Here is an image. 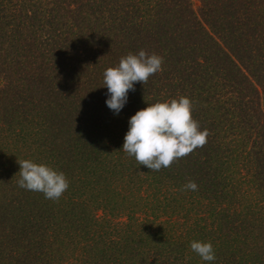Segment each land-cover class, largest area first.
Masks as SVG:
<instances>
[{"label": "trees", "instance_id": "1", "mask_svg": "<svg viewBox=\"0 0 264 264\" xmlns=\"http://www.w3.org/2000/svg\"><path fill=\"white\" fill-rule=\"evenodd\" d=\"M140 49L162 71L115 114L103 73ZM181 95L207 143L138 165L129 118ZM23 159L65 173L58 201ZM0 264H264V0H0Z\"/></svg>", "mask_w": 264, "mask_h": 264}, {"label": "clouds", "instance_id": "2", "mask_svg": "<svg viewBox=\"0 0 264 264\" xmlns=\"http://www.w3.org/2000/svg\"><path fill=\"white\" fill-rule=\"evenodd\" d=\"M163 62L164 58L155 52L140 49L122 56L115 67H108L103 73V86L109 93L106 100L109 109L118 114L127 101L128 92L135 90L134 84L147 83L150 76L162 71ZM192 111V101L184 95L147 104L129 118L122 150L150 171L171 167L180 158L203 147L211 135L209 129H201ZM17 163L20 188L40 192L45 199L53 201H58L67 191L69 180L63 171L31 159L17 160ZM183 189L196 191L198 185L189 180ZM190 248L203 261L216 259L210 241L193 240Z\"/></svg>", "mask_w": 264, "mask_h": 264}, {"label": "rangeland", "instance_id": "3", "mask_svg": "<svg viewBox=\"0 0 264 264\" xmlns=\"http://www.w3.org/2000/svg\"><path fill=\"white\" fill-rule=\"evenodd\" d=\"M194 5L197 6L198 5V1L194 2Z\"/></svg>", "mask_w": 264, "mask_h": 264}]
</instances>
